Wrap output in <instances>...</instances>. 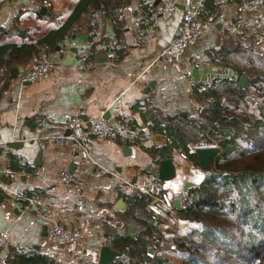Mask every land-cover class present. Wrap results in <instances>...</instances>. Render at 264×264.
Segmentation results:
<instances>
[{"label": "crops", "instance_id": "crops-1", "mask_svg": "<svg viewBox=\"0 0 264 264\" xmlns=\"http://www.w3.org/2000/svg\"><path fill=\"white\" fill-rule=\"evenodd\" d=\"M49 1L51 10L42 0H0V49L36 44L48 33L58 35L80 0ZM159 4L160 0H130L120 17V31L102 13L89 14L74 37L59 41L56 53L41 47L38 55L16 64L6 55L0 58V190L5 195L0 206V235L5 241L0 264H29L42 256L58 264H98L100 248L110 246L108 230L129 231L124 213L130 202L124 196L137 191L154 192L149 210L155 206L162 211L155 215L162 232L182 227L175 207L166 210L161 197L181 199L184 207L186 184L199 186L204 173L174 149L170 159L175 176L161 181L154 170L164 159H154L143 148L163 152L168 141L151 132L137 108L142 106L146 118L152 113L194 116L192 90L203 82L193 80V70H220L214 73L216 79L233 72L216 66L208 51L243 47L264 55V0L253 13H242L240 0H180L169 19L154 17ZM191 8L199 10L203 33L179 62L161 59ZM81 35L86 36L85 44ZM69 54L73 61H68ZM46 59L56 62L47 78L21 82ZM100 117L118 129L116 138L91 136L79 153L57 144L55 138L70 135L74 118ZM119 122L137 127L123 129ZM65 173L78 185L67 183ZM17 194L33 198V205L17 202ZM121 200L125 206L118 209ZM54 222L81 230V243L75 248L54 245L48 237Z\"/></svg>", "mask_w": 264, "mask_h": 264}, {"label": "trees", "instance_id": "trees-1", "mask_svg": "<svg viewBox=\"0 0 264 264\" xmlns=\"http://www.w3.org/2000/svg\"><path fill=\"white\" fill-rule=\"evenodd\" d=\"M129 1L80 0L58 35L48 33L36 44L6 46L0 49V58L6 55L16 64L38 55L41 47L56 53L59 41L74 37L89 14L102 13L120 31V17ZM208 55L216 66L231 69L238 77L247 75L249 85L238 88V81L230 77L197 84L192 90L194 116L152 113L146 118L142 106L137 108L151 132L168 141L163 152L143 148L154 159H170L178 149L199 167L196 149H221L211 169L204 171L203 182L189 189L184 209L177 213L192 228L177 235L176 226L165 234L149 210L155 196L152 190L125 195L130 202L124 213L126 227L135 230V237L120 235L115 227L108 230V244L121 254L114 264H264V55L243 47L220 48ZM126 125L132 131L137 127L133 122ZM162 245L175 248L166 252ZM150 248L155 251L153 258L148 256ZM29 264L58 263L42 256Z\"/></svg>", "mask_w": 264, "mask_h": 264}, {"label": "built area", "instance_id": "built-area-1", "mask_svg": "<svg viewBox=\"0 0 264 264\" xmlns=\"http://www.w3.org/2000/svg\"><path fill=\"white\" fill-rule=\"evenodd\" d=\"M180 0H160L159 10L154 14L155 18L162 17L164 19L171 18L178 10ZM240 11L242 13H253L258 11L263 6V0H240ZM42 5L48 9H52V3L49 0H42ZM205 23L199 17V10L197 8H191L185 11L182 22L177 30L175 39L164 48L160 54L161 59L176 63L183 57L184 53L194 46L203 33ZM86 56V55H85ZM56 66L54 59H46L40 62L34 69L27 71L22 77V83H34L47 78ZM120 128L129 130L130 128L119 122ZM70 135L61 136L56 139L58 145L64 148H69L73 153H79L84 151L86 144L90 140L91 136L96 137L99 140L114 139L118 135V129L116 130L109 124L104 118L90 119L87 122L81 118H74L70 125ZM65 181L72 186L78 185L73 176L65 173L63 174ZM80 185V184H79ZM15 200L19 203L33 205V198L17 194ZM161 201L166 210L172 211L173 200L163 194ZM151 212L156 216H160L162 211L155 206L150 207ZM48 237L51 242L60 248H75L82 239L83 234L81 230L67 228L60 223H52L48 229ZM4 238L0 235V250L4 247ZM175 247L171 246V250ZM152 249V248H150ZM148 251V256L154 257V250Z\"/></svg>", "mask_w": 264, "mask_h": 264}, {"label": "water", "instance_id": "water-1", "mask_svg": "<svg viewBox=\"0 0 264 264\" xmlns=\"http://www.w3.org/2000/svg\"><path fill=\"white\" fill-rule=\"evenodd\" d=\"M45 8L43 9V12H45ZM80 39V41L82 43H86L87 39L85 35H81L78 37ZM68 61L72 59L73 61V55L69 54V56L67 57ZM69 62H66V64ZM215 72H219V74H221V71L219 70H213L212 68L210 70L205 69L204 67H196L193 70V80L197 83L199 82H211L213 80H216V77L214 75ZM221 78V75L218 76ZM223 77H230L234 80H237V86L238 88H246L249 83V77L247 75H243L242 77H238L235 73L233 72H229L228 75H225ZM187 114L183 113L180 114L181 117H185ZM84 121H88L85 120ZM195 152L198 155L199 158V164L202 168V170L204 171H208L211 169L212 164L214 159L220 155L221 153V149L219 147H211V148H200V149H196ZM155 173H158V177L161 181H165L168 180L170 178H172L173 176H175V168H174V164L171 161V159H164L159 161L158 163V167L154 170ZM192 187L191 183L186 184V189H185V193H187L188 189ZM5 201V195L3 192H1L0 190V206L4 203ZM173 206L175 207V209L177 210V212H181L184 207L182 205V201L181 199H175L173 200ZM125 206V202L123 200H121L118 203V209H121ZM158 222H155V225H157ZM118 232L121 235H125L127 238L133 239L134 238V229L130 228L129 231L125 234L122 230H118ZM150 251H152V249H150ZM121 256V254L117 251L112 249L110 246L108 245H104L100 248L99 250V260H98V264H114L115 261Z\"/></svg>", "mask_w": 264, "mask_h": 264}, {"label": "rangeland", "instance_id": "rangeland-1", "mask_svg": "<svg viewBox=\"0 0 264 264\" xmlns=\"http://www.w3.org/2000/svg\"><path fill=\"white\" fill-rule=\"evenodd\" d=\"M199 169H200V168H199ZM200 170H201V169H200ZM201 171H202V170H201ZM202 172H203V171H202ZM204 177H205V175H204ZM178 224L181 225L182 227H181V228L178 227V228L176 229V231H177V235H182V234L184 233L185 229H186L187 231H189V230L192 228V226H189L187 223H184L183 221H180ZM171 246H173V245H171ZM171 246L167 247V248H168V252H172V250H171ZM161 248H162V250H166V246H165V245H162ZM216 264H219V263H216Z\"/></svg>", "mask_w": 264, "mask_h": 264}, {"label": "flooded vegetation", "instance_id": "flooded-vegetation-1", "mask_svg": "<svg viewBox=\"0 0 264 264\" xmlns=\"http://www.w3.org/2000/svg\"><path fill=\"white\" fill-rule=\"evenodd\" d=\"M198 168H200L201 170H202V168H201V166L199 165V167ZM203 171V173H204V170H202ZM190 189V188H189ZM189 189H188V191H189ZM188 191H187V194H188ZM187 197V196H186Z\"/></svg>", "mask_w": 264, "mask_h": 264}]
</instances>
